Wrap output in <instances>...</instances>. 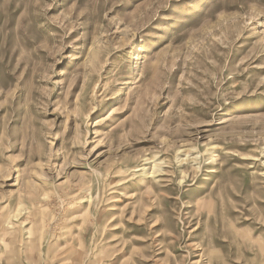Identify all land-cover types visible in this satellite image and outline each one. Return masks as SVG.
<instances>
[{"label": "rangeland", "instance_id": "obj_1", "mask_svg": "<svg viewBox=\"0 0 264 264\" xmlns=\"http://www.w3.org/2000/svg\"><path fill=\"white\" fill-rule=\"evenodd\" d=\"M1 235L0 264H264V0H0Z\"/></svg>", "mask_w": 264, "mask_h": 264}, {"label": "bare ground", "instance_id": "obj_2", "mask_svg": "<svg viewBox=\"0 0 264 264\" xmlns=\"http://www.w3.org/2000/svg\"><path fill=\"white\" fill-rule=\"evenodd\" d=\"M185 156V155H184ZM179 158V157H178ZM189 158V157H188ZM183 160H184V158H183ZM182 161V160H181ZM152 162V161H151ZM158 162H160V161H158ZM153 163V162H152ZM160 164V163H159ZM136 167V166H135ZM158 167V166H157ZM140 169V168H139ZM139 169H134L133 171H132V173L133 174H137L138 173V171H139ZM142 169V168H141ZM143 170H144V168H143ZM145 171V170H144ZM154 171H155V169H154ZM154 171L152 172V174L149 172V173H147V171L146 172H143V174H149V175H153L154 174ZM141 179V178H140ZM144 179V178H143ZM142 179V180H143ZM145 180V179H144ZM27 213V212H26ZM15 216V215H14ZM26 217V216H25ZM31 218H32V216H31ZM28 230V229H27ZM0 240H3V235H1L0 236ZM104 262V261H103Z\"/></svg>", "mask_w": 264, "mask_h": 264}]
</instances>
